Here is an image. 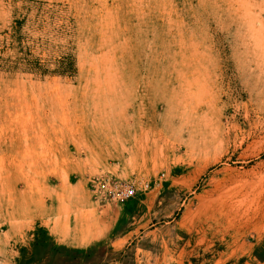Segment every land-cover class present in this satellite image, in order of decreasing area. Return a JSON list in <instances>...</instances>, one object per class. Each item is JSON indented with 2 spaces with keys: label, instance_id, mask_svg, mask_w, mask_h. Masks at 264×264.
<instances>
[{
  "label": "rangeland",
  "instance_id": "obj_1",
  "mask_svg": "<svg viewBox=\"0 0 264 264\" xmlns=\"http://www.w3.org/2000/svg\"><path fill=\"white\" fill-rule=\"evenodd\" d=\"M263 213L264 0H0V264H264Z\"/></svg>",
  "mask_w": 264,
  "mask_h": 264
},
{
  "label": "bare ground",
  "instance_id": "obj_2",
  "mask_svg": "<svg viewBox=\"0 0 264 264\" xmlns=\"http://www.w3.org/2000/svg\"><path fill=\"white\" fill-rule=\"evenodd\" d=\"M253 62V61H252ZM250 65V64H249ZM250 71V69H249ZM196 72V71H194ZM193 72V73H194ZM251 74V73H250ZM253 75V74H252ZM189 82V80H187ZM197 81V80H196ZM198 83V82H197ZM183 84V83H182ZM187 84V83H186ZM188 86V85H187ZM186 89V88H185ZM199 90V89H198ZM197 90V91H198ZM208 91V90H207ZM199 93V92H197ZM190 96V95H189ZM192 96V95H191ZM191 99V98H190ZM154 130V129H153ZM145 138V137H144ZM143 139V138H142ZM148 142V141H147ZM148 145V144H147ZM144 151V150H143ZM144 153V152H143ZM194 160V159H192ZM189 168L193 167V163H189ZM188 169V168H186ZM196 169H198L196 167ZM203 170V169H202ZM197 172V171H196ZM195 175V174H194ZM196 176V175H195ZM203 176V175H202ZM194 177V176H193ZM198 183V178L194 182L193 185L189 186L188 191L192 192L194 186ZM214 184V183H213ZM230 185V184H229ZM231 186V185H230ZM233 187V186H232ZM213 188V187H212ZM226 188V187H225ZM236 189V188H235ZM234 189V190H235ZM225 189H222L220 187H214V189L209 193L206 194V197L203 198L201 206L196 211L198 214V226L200 229L205 231L206 238L211 235V232H215L217 234L223 233L225 231L229 230H235L236 228H242L245 226V224H248L250 222V219L247 221H243V215L242 210L240 207H236V205L232 204L227 197V193L224 192ZM233 190V189H232ZM231 190V191H232ZM207 191V190H206ZM229 191V192H231ZM234 193V192H233ZM236 193V192H235ZM234 193V196H235ZM233 195V194H232ZM231 195V197H232ZM237 195V194H236ZM239 195V194H238ZM230 196V195H228ZM239 198V197H237ZM246 200V199H245ZM248 200V199H247ZM243 202L242 200H240ZM245 203V202H244ZM200 204V203H199ZM241 204V203H240ZM247 204V202H246ZM249 204V203H248ZM253 205V204H252ZM249 207V206H247ZM255 207V206H254ZM248 209V208H247ZM193 211V210H192ZM249 211V210H248ZM259 211V210H258ZM246 212V211H245ZM254 212H256L254 210ZM252 213V212H251ZM259 213V212H258ZM255 214V213H254ZM264 214V213H263ZM197 216V215H196ZM254 217V215L252 214ZM247 218V217H246ZM245 219V218H244ZM197 220V219H196ZM205 228V229H204ZM197 229V228H196ZM238 230V229H237ZM237 232V231H236ZM216 235V234H215ZM203 237V236H201ZM225 240L228 238L225 233H223L222 236ZM210 239V238H209ZM223 239V240H224ZM205 242V241H204Z\"/></svg>",
  "mask_w": 264,
  "mask_h": 264
},
{
  "label": "built area",
  "instance_id": "obj_3",
  "mask_svg": "<svg viewBox=\"0 0 264 264\" xmlns=\"http://www.w3.org/2000/svg\"><path fill=\"white\" fill-rule=\"evenodd\" d=\"M92 187L96 199L101 203L113 202L125 204L136 198L140 190L134 184L125 183L113 178L96 179L92 181Z\"/></svg>",
  "mask_w": 264,
  "mask_h": 264
},
{
  "label": "trees",
  "instance_id": "obj_4",
  "mask_svg": "<svg viewBox=\"0 0 264 264\" xmlns=\"http://www.w3.org/2000/svg\"><path fill=\"white\" fill-rule=\"evenodd\" d=\"M45 241H46V239L39 240L38 244H37V247H42L45 244ZM61 250L62 249L56 250L57 251L56 253L59 254ZM66 253H67L66 256H71L73 258H75L77 255H83V256L86 255V253L82 252V251H67Z\"/></svg>",
  "mask_w": 264,
  "mask_h": 264
}]
</instances>
